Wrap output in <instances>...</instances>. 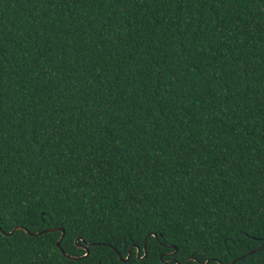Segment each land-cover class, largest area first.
<instances>
[{
	"label": "trees",
	"instance_id": "16d2710c",
	"mask_svg": "<svg viewBox=\"0 0 264 264\" xmlns=\"http://www.w3.org/2000/svg\"><path fill=\"white\" fill-rule=\"evenodd\" d=\"M0 210V264H264V0H0Z\"/></svg>",
	"mask_w": 264,
	"mask_h": 264
},
{
	"label": "water",
	"instance_id": "95a60500",
	"mask_svg": "<svg viewBox=\"0 0 264 264\" xmlns=\"http://www.w3.org/2000/svg\"><path fill=\"white\" fill-rule=\"evenodd\" d=\"M19 229H24V230H26L28 233H30V234H32V235H38V234H42V233H44V231L36 232V233H32V232L29 231L26 227H23V226H17V227L14 228L11 232H5L4 230H3V232L5 233V235L10 236V235H12L15 231H17V230H19ZM50 231H62V235H61V237L59 238V240H58V242H57V245L59 246V248L62 249V241H63V239H64V237H65V234H66L65 229H64V228H60V227H58V228H53V229H51ZM146 246H147V240L145 241V244H144V249H145V255H144V256H147ZM81 247H83V248H85V249L87 250L86 254H85L84 256H82V257H86V256H88V254H89V252H90L88 245H87V244H86V245H81ZM62 250H63V249H62ZM140 250H141V249L138 247V254H137L138 256H139V254H140ZM116 251H117V250H116ZM252 252H254V250H253ZM252 252H250V253H252ZM63 253L66 255V257L71 258V259H80V258H82V257L71 256V255L67 254L64 250H63ZM117 253H118V255H119V258H120L121 260H123V261H128V260L130 259V257H131V251H130V250H129V252H128L127 257H123V255H122L119 251H117ZM161 258H162V257H161ZM234 261H235V260H234ZM234 261L231 262L230 264H233ZM207 262H208V261H207ZM207 262H206V263H207ZM176 263H177V264H181V263H179L178 261H176ZM219 263H220V264H223L222 262H219ZM184 264H187V261H186Z\"/></svg>",
	"mask_w": 264,
	"mask_h": 264
},
{
	"label": "snow or ice",
	"instance_id": "6c2138e0",
	"mask_svg": "<svg viewBox=\"0 0 264 264\" xmlns=\"http://www.w3.org/2000/svg\"><path fill=\"white\" fill-rule=\"evenodd\" d=\"M7 220L5 218L4 212L0 210V235H4L5 233L3 232V223H6Z\"/></svg>",
	"mask_w": 264,
	"mask_h": 264
}]
</instances>
